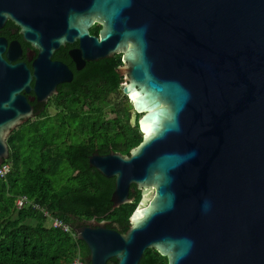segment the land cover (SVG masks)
I'll list each match as a JSON object with an SVG mask.
<instances>
[{
  "label": "water",
  "instance_id": "obj_1",
  "mask_svg": "<svg viewBox=\"0 0 264 264\" xmlns=\"http://www.w3.org/2000/svg\"><path fill=\"white\" fill-rule=\"evenodd\" d=\"M9 20L38 58L34 72L13 64L22 49L0 38V166L34 116L31 83L42 101L47 79L62 81L49 65L66 44L79 41L77 61L122 54L125 107L135 125L144 114L129 157L89 159L115 178L114 209L143 189L126 234L77 229L91 264H140L147 249L168 264H264V0H0V28Z\"/></svg>",
  "mask_w": 264,
  "mask_h": 264
},
{
  "label": "trees",
  "instance_id": "obj_2",
  "mask_svg": "<svg viewBox=\"0 0 264 264\" xmlns=\"http://www.w3.org/2000/svg\"><path fill=\"white\" fill-rule=\"evenodd\" d=\"M104 64V62H103ZM123 55L110 60L108 69L96 71L106 77L111 95H118L125 81L122 74ZM58 114L52 119L43 116L18 127L9 137L12 171L7 180H0V264H72L77 252L85 264L90 263L85 242L61 230L47 228L43 215L33 208L18 210V197L27 196L73 229L78 222L108 221L109 228L126 234L131 218L142 200L139 191L134 202L113 208L115 178L104 177L90 166L89 158L96 150H111L129 157L144 138L139 126L123 102L112 104V118L104 112ZM89 117V119L87 118ZM111 145V148L109 147ZM68 167L67 172L62 168ZM136 187V186H134ZM108 264H118L112 259ZM140 264H168V257L155 249H147Z\"/></svg>",
  "mask_w": 264,
  "mask_h": 264
},
{
  "label": "flooded vegetation",
  "instance_id": "obj_3",
  "mask_svg": "<svg viewBox=\"0 0 264 264\" xmlns=\"http://www.w3.org/2000/svg\"><path fill=\"white\" fill-rule=\"evenodd\" d=\"M103 29L104 23L95 18L94 23L90 28V34L92 37L99 38ZM0 38L6 40L9 46H11L12 43L19 44L22 49L20 54L21 58L13 64L25 63L27 67L34 72L33 66L38 58V54L31 44L25 40L21 32V28L9 20L2 28H0ZM79 47L80 43L77 41L74 44H66L54 52L55 54L52 56V62L62 65L61 67L49 65V67L55 71L59 80L62 81L53 85L54 81H51L52 78L47 79L48 82L46 81L45 90L42 93V101H40L38 94L35 91L36 79H34L31 83L34 89L30 92L24 93L30 104L35 109L34 116L30 118L29 121L37 116H43L42 118L44 120H48L54 118L58 114L68 115L71 110L79 112L80 99L84 102V105H82L81 108H85V110L89 111L88 114L95 115L96 112H104L105 120H107L106 113L111 111L112 95L109 91L108 83L105 77L106 75L104 77H97L96 71H101L102 68H104L105 72V69H108L110 66L111 58L99 61H77L76 58L72 56V51L79 49ZM36 114L39 115L36 116ZM87 118L89 119V117ZM109 119L110 118H108V120ZM109 147L111 148V145H109ZM99 151L100 150H96L94 154H100ZM113 152L109 150V152L104 154L102 153L100 155H108ZM132 152L133 151H131V153ZM94 154H92L90 158ZM139 191L142 193L143 189L134 186L132 187L130 198L133 202ZM153 191L155 194V189H153ZM104 222H106L108 225L107 227L109 228L110 223L108 221ZM98 223L100 222L95 219L84 222L79 221V226L75 227V231L81 227L97 228Z\"/></svg>",
  "mask_w": 264,
  "mask_h": 264
},
{
  "label": "built area",
  "instance_id": "obj_4",
  "mask_svg": "<svg viewBox=\"0 0 264 264\" xmlns=\"http://www.w3.org/2000/svg\"><path fill=\"white\" fill-rule=\"evenodd\" d=\"M12 171V165L9 163H5L0 166V180H7L8 175ZM16 208L18 210H23V208H33L35 211L39 212L43 215L45 219V225L47 228H53L57 230H61L66 234H70L74 238L78 239V235L73 227L66 223L65 221L61 220L55 214H52L48 208L43 207L33 200L28 198L27 196L18 197L16 200ZM72 264H85L83 258L80 256V253L77 252Z\"/></svg>",
  "mask_w": 264,
  "mask_h": 264
},
{
  "label": "rangeland",
  "instance_id": "obj_5",
  "mask_svg": "<svg viewBox=\"0 0 264 264\" xmlns=\"http://www.w3.org/2000/svg\"><path fill=\"white\" fill-rule=\"evenodd\" d=\"M125 97L123 96V94L122 93H120L119 92V94L118 95H112L111 96V104H117V103H119V102H124V104H125ZM107 115H106V117H107V119L108 118H112V113L111 112H107L106 113ZM141 116H139V118H140ZM62 171L63 172H67L68 171V167L67 166H64L63 168H62Z\"/></svg>",
  "mask_w": 264,
  "mask_h": 264
},
{
  "label": "clouds",
  "instance_id": "obj_6",
  "mask_svg": "<svg viewBox=\"0 0 264 264\" xmlns=\"http://www.w3.org/2000/svg\"><path fill=\"white\" fill-rule=\"evenodd\" d=\"M124 83H125V81H124ZM124 83H123V84H124ZM123 103H124V102H123ZM139 116H141V117L139 118ZM143 116H144V114H142V113H139V114H138V119H137V123H138V124L136 123L138 126H139V122L142 120ZM139 128H140V126H139ZM140 131H141V129H140ZM141 133H142V131H141ZM142 135H143V138H144V134H143V133H142ZM137 148H138V147H137ZM5 163H8V162L6 161ZM5 163H4V164H5ZM2 165H3V164H2ZM5 181H6V180H5ZM15 205H16V202H15ZM80 256H81V255H80ZM74 257H75V256H74ZM82 258H83V257H82ZM83 260H84V259H83ZM84 263H85V261H84Z\"/></svg>",
  "mask_w": 264,
  "mask_h": 264
}]
</instances>
